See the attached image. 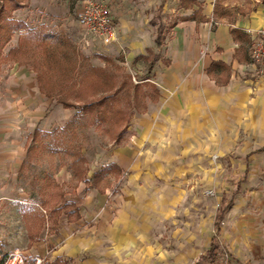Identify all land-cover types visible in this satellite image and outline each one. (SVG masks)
<instances>
[{"label": "crops", "instance_id": "0c3cea01", "mask_svg": "<svg viewBox=\"0 0 264 264\" xmlns=\"http://www.w3.org/2000/svg\"><path fill=\"white\" fill-rule=\"evenodd\" d=\"M106 1L115 18L116 39L108 46L102 45L103 50L108 55L123 52L126 61L134 62L148 61V56L151 57L148 51L157 56L146 76L140 78H148L140 82L152 84L156 94L150 91L151 96L144 99L146 109L139 113L134 124L136 142L140 144L148 139L156 146V156L172 160L189 155L234 156L242 160L244 163L237 170L241 178L231 188L233 203L228 219L232 228L240 229L246 224V252L256 257L254 264H264V260H258L260 255L264 256V66L249 60L250 45L257 32L264 29V0H256L248 13L229 22L217 15L218 8L226 7L220 0ZM29 2L30 9L38 5L51 19L68 13L67 7L58 9L53 0ZM170 14H176V18H169L167 23L165 16ZM166 23L172 34L164 41L165 51L160 54L152 47L156 44L157 31ZM162 43L156 46L160 48ZM13 64L23 68L11 71L5 100H1L3 90L0 92V213L5 209L8 213L14 207L15 180L27 156L25 132H30L32 122L43 113L48 99L40 93L34 68ZM134 150L118 147L105 164H115L121 172L134 170L139 149L134 147ZM69 177L61 171L56 184L62 187ZM129 181L130 186L136 182ZM78 182L75 193H82L81 199L60 193L59 202L64 198L74 203L79 219L68 223L61 214L47 236L43 235L45 214L33 208L35 203L20 196L18 211L25 246L23 251H14L23 253L32 262L42 259L43 264L55 260L68 264H104V259L90 256V251L97 249L100 242L118 245L124 254L138 253L146 241L148 222L152 220L139 216V206L142 208L145 203L144 209L150 208L155 218L165 221L164 216L160 218L161 204L174 202L177 197L170 188L149 202L120 189L122 192L108 204L106 188L99 191L95 187L90 191L85 183ZM133 189L137 191L135 186ZM131 210H136L137 220L133 219ZM171 211L168 209L164 215L167 217ZM0 230L1 236L2 227ZM1 243L0 239V246ZM234 257V264H239L241 260Z\"/></svg>", "mask_w": 264, "mask_h": 264}, {"label": "rangeland", "instance_id": "374dc122", "mask_svg": "<svg viewBox=\"0 0 264 264\" xmlns=\"http://www.w3.org/2000/svg\"><path fill=\"white\" fill-rule=\"evenodd\" d=\"M14 1L19 8L7 12L11 7L10 3L8 0H0V8L4 9L1 17L8 22L25 24L29 28L38 27L42 23L46 24L50 31L61 34L62 45L60 49H56V55L59 56L63 52L61 50H68L67 52L78 55L82 64L101 68L105 73L88 75L83 79L72 78L74 84L71 81L63 83L65 78L62 73L65 70L59 68L54 59L46 60L42 54L43 48L36 51L27 50L25 53L15 52L16 55L13 57L17 60L12 61L8 54L10 50L14 51L18 47L19 32L12 33L8 42L3 44L7 32L4 29L0 30V92L3 90L1 100L6 99L5 90L11 85L12 78L9 77L11 71L23 68L13 62L29 65L39 71L49 68L51 83L48 86L50 89L55 86V89L61 90L60 96L45 100L46 107L43 113L35 117L30 132H25L27 156L15 180L13 199L16 201L12 203L14 207L10 212L6 213L7 209H5L4 213H0V227L3 229L0 236L2 242L0 257L3 258L12 250H24L23 223L18 211L20 196L35 203L32 205L33 208L40 214H45L43 235L47 236L51 230L49 213L54 202H59L60 193L70 195L74 200H80L82 193L76 194L75 190L78 180L82 179L81 176L78 177V174L81 175V170H87L85 178H88V175L91 177L94 171L106 165L105 162H108L118 147L128 146L133 150L134 147L139 149L135 169L99 179L95 182L96 188L90 187V191H94V188L99 191L106 188L104 194L108 198V204L122 190L126 193L130 191L132 196H140L149 201L153 197H161L166 189L171 188V193H175L177 197L174 198V202L161 204L160 209L163 214L160 218L164 216L165 221L155 218L150 208L144 209L145 203L142 208L141 205L139 206V216L152 219L145 230L147 236L141 251L139 250L138 253L128 251L124 254L118 245L100 242L97 249L90 251V256L104 259V264H195L198 261V255L204 253L209 246V241L214 234V217L219 207L222 209L233 202L231 188L236 180L241 178L237 170L244 162L238 161L234 156L189 155L173 158L174 160L166 156H156L154 151L156 146L151 145L148 139L144 143L136 142L138 135L134 124L140 115L135 113L134 103L131 104L132 109H126L128 103L123 94H121L120 105L127 110L128 115L131 113L127 116L126 124H118V113L111 114L106 124L94 125L90 122V115L83 117L72 109H64L58 103L59 99L80 105L109 94L111 82L109 76L114 77L117 85L125 75H129L134 84L137 83L140 78L146 76L145 72L148 70L151 57L148 56V61L139 59L134 62L126 61V55L123 52L118 55H108L109 53L103 50L102 45L77 24L76 14L82 0H53L58 9L67 7L66 10H68V13L66 12L58 19L46 16L38 5L30 9V0ZM39 1L42 0H34L35 4ZM97 1L107 2L106 0ZM221 3H225L226 7L218 8L217 15L229 22L248 13L256 4V0H220ZM165 17H168L167 23H170L169 20H174L176 14ZM167 23L161 29L164 45L162 43L163 46L159 48L154 44L152 47L154 52L158 51L162 54L165 51V42L172 34ZM151 29L154 30L152 27ZM90 44L93 47L90 48ZM70 45L71 48L68 47ZM104 58H108V61ZM146 93L147 97L151 96L149 91ZM148 106H150L149 102ZM80 157L84 160L83 165L80 164ZM199 166L201 169L198 168ZM76 168H78V174L74 172ZM61 171L70 176L62 187L56 184ZM131 179L136 181L132 186L127 183ZM84 181L81 180L87 186ZM134 186L137 191H134ZM86 188L89 189L88 186ZM138 192H143V195H138ZM168 209H171L172 213L166 217L164 214ZM228 209L221 223V231H223L218 236L219 245L231 256L230 264H234V256L241 260L239 264H254L256 257L246 252L247 242L244 235L246 224L240 229L232 228L228 219L230 212ZM135 211L131 210L132 217L137 220ZM64 221L62 219L61 223L64 224ZM261 256L257 259L264 260V256ZM180 258L184 260L178 262ZM27 264H33L32 260L28 258Z\"/></svg>", "mask_w": 264, "mask_h": 264}, {"label": "trees", "instance_id": "16d2710c", "mask_svg": "<svg viewBox=\"0 0 264 264\" xmlns=\"http://www.w3.org/2000/svg\"><path fill=\"white\" fill-rule=\"evenodd\" d=\"M189 1L193 2L194 0ZM8 2L10 3L11 7L7 12H11L19 8V5L14 0H8ZM3 11L4 9L0 8V30L4 29V31L7 32V36L3 44H6L8 42L9 36L12 35V33L19 32L18 47L14 51L10 50L8 54L10 56L9 58L12 61L17 60L16 57H13V55H16V53L19 51L25 53L27 52V50L36 51L39 48H43L44 51L42 52V54L44 55L46 60H48L49 58L54 59L57 62V66L65 70V72L62 73L64 75L63 78L66 79L63 80V83H66V81H71V83L74 84L72 78L75 79L79 77L83 79L88 75H99L105 73V71L101 68L94 67L89 64H82V62H80V57L71 52H67L68 50H61L63 52H61L59 56L56 55V49H60L62 45L60 33L50 31L49 27L43 24H40L38 27L29 28L25 24L14 23L10 21L8 22L7 20H5V18L1 17ZM155 43L158 46L162 43L160 29L157 31ZM68 47L71 48V45ZM148 54L151 56V59L148 62V70H150L154 61H156L157 56L152 54L150 51H148ZM83 59L86 60L85 58ZM104 59L108 61V58ZM34 70L37 73L36 80L40 93L48 99H51L53 96H60L59 94L61 90L55 89V86L50 89V87L48 86V84L51 83V77L50 74H48L49 68L42 71H39V69L36 68H34ZM109 79L111 81L109 86L110 93L102 96L95 101H90L79 105L66 102L63 99H59L58 103H60L64 109H72L76 113H80L81 115H83V117H85V115H90V122L94 125L106 124L110 119L111 114L113 115L116 113H118V124H126L128 118L127 116L131 115V113H129L128 115L126 109H132L134 107L135 113H142L146 109V106L144 104V99L146 96H148L146 91L149 90V92L151 91L152 93L156 94V90L154 86H152V84H150L149 82H140L148 78L139 79L137 83L134 84L131 77L129 75H125L123 76V79L119 85L116 84L114 77L109 76ZM121 94H123L127 100L128 104L126 109H123L120 105ZM132 103H134V106L131 108ZM80 159V164L83 165L84 160L81 157ZM77 170L78 168L74 170L75 174H78ZM86 172V169L81 170V175L78 174V177L81 176V180H85L84 182H86L87 186L90 188L95 187V182L99 181V179L105 178L108 175L119 174L121 170L115 164L110 163L102 166L99 170L94 171L90 178H85ZM90 184H92V186ZM232 203L233 202L226 205V207L222 209L221 207H219L214 217V234L210 239L208 250L198 257V261L196 262V264H213L214 262L219 260L221 254L224 252V250L219 245L218 236L221 232V223L223 222L224 214L227 209L231 207ZM61 214L66 216L68 223L75 222L77 219H79L76 205L68 199L63 198L61 199V202L54 204L53 208L50 210L48 218L50 221V225L56 226L58 217ZM228 258L230 261L231 256L228 255ZM48 264H68V262L55 260L52 263Z\"/></svg>", "mask_w": 264, "mask_h": 264}, {"label": "built area", "instance_id": "2783aa9c", "mask_svg": "<svg viewBox=\"0 0 264 264\" xmlns=\"http://www.w3.org/2000/svg\"><path fill=\"white\" fill-rule=\"evenodd\" d=\"M79 27L91 35L99 44L108 46L116 39L115 18L107 3L97 0H82L76 14ZM249 60L257 66H264V29H260L249 48ZM34 264H43L35 259ZM0 264H27L26 256L13 251L0 257ZM217 264H230L228 254L223 252Z\"/></svg>", "mask_w": 264, "mask_h": 264}]
</instances>
